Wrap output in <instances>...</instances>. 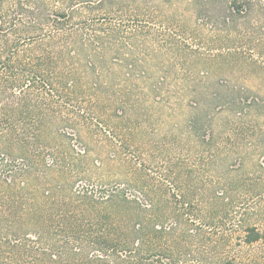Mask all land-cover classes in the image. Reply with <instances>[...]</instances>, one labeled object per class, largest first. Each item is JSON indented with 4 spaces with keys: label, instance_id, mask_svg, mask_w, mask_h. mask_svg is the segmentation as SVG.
Listing matches in <instances>:
<instances>
[{
    "label": "rangeland",
    "instance_id": "rangeland-1",
    "mask_svg": "<svg viewBox=\"0 0 264 264\" xmlns=\"http://www.w3.org/2000/svg\"><path fill=\"white\" fill-rule=\"evenodd\" d=\"M228 10L227 0H0V29L61 28L71 65L93 70L102 94L78 96L80 120L48 140L73 148L93 184L134 191L179 165L190 190L223 192L264 230V5Z\"/></svg>",
    "mask_w": 264,
    "mask_h": 264
},
{
    "label": "trees",
    "instance_id": "trees-1",
    "mask_svg": "<svg viewBox=\"0 0 264 264\" xmlns=\"http://www.w3.org/2000/svg\"><path fill=\"white\" fill-rule=\"evenodd\" d=\"M227 1L234 16L264 5ZM59 29H0V264H264L243 250L264 248V230L243 224L223 192L190 190L179 165L134 191L98 187L73 148L50 146L80 120L78 96L102 94Z\"/></svg>",
    "mask_w": 264,
    "mask_h": 264
}]
</instances>
